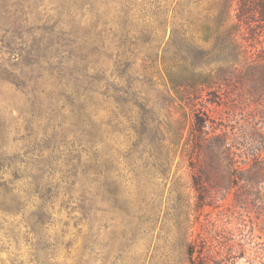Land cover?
<instances>
[{"label":"rangeland","instance_id":"1","mask_svg":"<svg viewBox=\"0 0 264 264\" xmlns=\"http://www.w3.org/2000/svg\"><path fill=\"white\" fill-rule=\"evenodd\" d=\"M110 11V0H0V142L17 158L15 172L0 165V180L35 186L21 175L32 173L36 158L56 181H72L91 158L115 180L126 177L122 186L95 191L91 226L77 186L61 189L52 202L45 194L42 210L39 193H20L13 215L0 212V264H190L200 252L207 264H264V19L255 15L241 29L244 52L231 69L221 53L230 81L198 98L209 133L195 132L196 146L175 162L182 186H151L152 179L136 180L160 163L157 153L145 152L140 129H132L136 109L102 110L92 92V42ZM213 136L224 150L214 167ZM154 198L150 223L138 208Z\"/></svg>","mask_w":264,"mask_h":264},{"label":"trees","instance_id":"2","mask_svg":"<svg viewBox=\"0 0 264 264\" xmlns=\"http://www.w3.org/2000/svg\"><path fill=\"white\" fill-rule=\"evenodd\" d=\"M110 8V18L102 20L90 53L95 57L90 69L95 71L92 92L96 105L102 110L113 104L136 109L132 129H140L145 152L157 153L154 158L160 162L155 164V173H142L138 182L152 179L151 186H182L173 171L175 162L196 146L192 140L195 132L209 133V120L197 113L198 98L230 81L220 55L227 52L229 61L225 64L231 69L244 52L239 40L241 29L252 24L255 15L264 19V5H251L248 0H110ZM100 17L97 14L95 27ZM150 90L156 92L155 97ZM177 111H181L179 116H175ZM208 142L209 163L214 167L224 153L223 139L213 136ZM4 148L0 142V165L17 171L16 156ZM94 159L87 160L83 172L70 176L72 181L66 175L56 181L54 172L45 176L43 162L34 159L29 166L32 173L21 177L32 179L35 186H12L13 180L1 178L0 212L13 215L18 199L34 197L36 193L40 194L39 210L46 209L45 194H50L52 202L61 189L77 186L83 219L91 226L95 191L103 186H122V179L126 180L125 176L115 180L107 171L98 170ZM20 193L28 195L20 198ZM152 202L150 207L138 208L150 223L157 217L156 199ZM191 228L187 226L183 237L188 260L193 255ZM207 261L208 255L200 252L199 260L190 264Z\"/></svg>","mask_w":264,"mask_h":264}]
</instances>
